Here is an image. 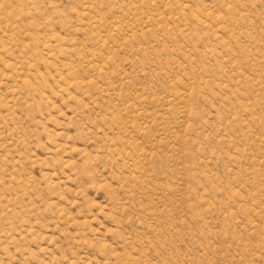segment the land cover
I'll return each mask as SVG.
<instances>
[{
  "label": "rangeland",
  "instance_id": "rangeland-1",
  "mask_svg": "<svg viewBox=\"0 0 264 264\" xmlns=\"http://www.w3.org/2000/svg\"><path fill=\"white\" fill-rule=\"evenodd\" d=\"M0 264H264V0H0Z\"/></svg>",
  "mask_w": 264,
  "mask_h": 264
}]
</instances>
